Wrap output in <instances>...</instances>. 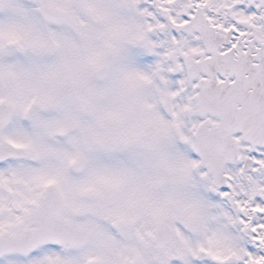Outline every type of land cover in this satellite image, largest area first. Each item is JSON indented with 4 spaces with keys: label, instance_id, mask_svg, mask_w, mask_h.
I'll return each mask as SVG.
<instances>
[{
    "label": "snow or ice",
    "instance_id": "obj_1",
    "mask_svg": "<svg viewBox=\"0 0 264 264\" xmlns=\"http://www.w3.org/2000/svg\"><path fill=\"white\" fill-rule=\"evenodd\" d=\"M0 264H264V0H0Z\"/></svg>",
    "mask_w": 264,
    "mask_h": 264
}]
</instances>
